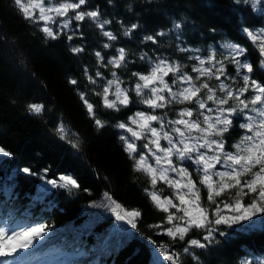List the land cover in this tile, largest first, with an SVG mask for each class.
<instances>
[{
  "label": "trees",
  "instance_id": "1",
  "mask_svg": "<svg viewBox=\"0 0 264 264\" xmlns=\"http://www.w3.org/2000/svg\"><path fill=\"white\" fill-rule=\"evenodd\" d=\"M89 5L98 6L104 19L114 21L111 30L119 35L117 47H125L134 58L141 52L153 54L155 46H145L142 37L164 31L168 34L160 38V52L181 59L184 54L174 48L176 33L169 31L179 21L183 24L181 46L205 51L224 42L240 44L248 49V59L257 69L255 78L264 81V69L258 67L259 54L240 31L241 26L264 27V13L253 12L248 6L238 7L232 0H112L111 4L108 0H89ZM115 21H123L125 26L139 23L141 28L125 37ZM41 27V23L37 26L25 20L13 0H0V147L13 154L11 158L0 156V223L8 220L13 228L34 223L47 225L48 234L39 242L42 248L38 257L48 264H154L162 253L154 250L152 242L181 252V264H194L190 256L182 253L183 241H173L149 227L165 221L167 214L145 192L146 188L151 189L148 177L133 171V162L119 138L124 130L116 125L128 123V117L144 110V106L135 102L134 93L133 103L120 112L101 106L98 118L108 123L97 130L76 87L69 83L70 78L77 79L80 91H85L88 82L84 69L94 72L97 64L93 52L101 50L105 38L91 22L81 25L83 38L77 36L71 41L64 34L51 39ZM78 46L85 51L73 53L71 49ZM129 69L118 71L127 84L132 82V72H147L148 65L134 59ZM228 70L234 73L231 67ZM102 71L108 79L112 78L111 68ZM89 100L100 103L94 95ZM29 103L44 104L46 111L32 114L27 110ZM57 117L76 137L72 142L78 140L79 150L54 135ZM225 138L228 145L235 143L240 130H230ZM24 167L38 174L47 169L46 178L20 172ZM61 175L77 179L80 189L40 185L42 180L58 179ZM157 188H163L162 196L172 194L162 182ZM105 193L123 211L141 213L138 230L116 221L105 206ZM245 202L250 201L245 198ZM200 204L210 211L206 189H201ZM220 228L229 233L227 240L218 237L219 244L192 249L201 264L264 260V215L258 214L251 225L243 228ZM201 238L193 231L185 239ZM91 255L96 261H84Z\"/></svg>",
  "mask_w": 264,
  "mask_h": 264
},
{
  "label": "snow or ice",
  "instance_id": "2",
  "mask_svg": "<svg viewBox=\"0 0 264 264\" xmlns=\"http://www.w3.org/2000/svg\"><path fill=\"white\" fill-rule=\"evenodd\" d=\"M13 2L25 20L37 26L43 22L40 30L51 39L62 34L70 41L77 36L83 38L81 25L84 22L94 24L105 38L101 50L93 52L97 64L94 72L90 74L88 68L84 69L88 82L85 91H80L77 79L70 78L69 83L76 87L97 130L108 123L98 118L101 106L120 112L133 103L132 93L135 102L144 106V110L128 117L129 123L119 122L116 127L124 130L119 138L133 162V171L148 177L151 189L146 188L145 192L156 207L167 214L165 221L150 225V228L158 229V234H165L173 241H183L182 253L190 256L194 264H201L199 255L192 249H207L219 244L218 237L227 240L229 233L222 230L221 225L243 228L246 224L251 225L258 214L264 215V81L255 78L257 69L248 59V49L231 42L209 46L205 51L181 46L184 44L181 39L183 24L177 21L169 31L176 33L174 48L184 54L181 59L169 58L160 52V38L168 34L164 31L142 37L145 46L148 43L155 46L153 54L141 52L134 58L125 47H117L119 35L111 30L114 21L104 19L99 7H91L89 0ZM108 2L111 4L112 0ZM232 2L238 7L248 6L253 12L264 13V0ZM115 22L123 29L125 37H131L141 28L139 23L125 26L123 21ZM240 31L258 52L259 69H264V27L241 26ZM71 51L79 54L85 48L78 46ZM134 59L146 63L148 71L132 72V82L127 84L118 71H130L129 65ZM230 67L234 73L229 72ZM108 68L112 69L111 79L102 71ZM97 88L100 90L96 91ZM90 95L99 98L100 103L90 102ZM178 105L183 107H176ZM27 110L40 115L46 111V105L29 103ZM237 128L239 140L228 145L225 134ZM54 135L79 150L78 140L72 142L76 137L59 117ZM12 155L0 147V156L11 158ZM19 171L45 179L48 170L38 174L24 167ZM194 176L198 180L193 179ZM46 182L55 188L79 190L81 187L70 175ZM158 182L167 185L173 195L162 196L163 188H157ZM201 189L207 191L210 211L200 205ZM104 195L107 197L105 206L115 215L116 221L126 222L138 230L141 213L123 211L108 193ZM245 198L250 202L246 203ZM48 230L43 223L10 228L5 220L0 226V258L5 259H0V264H14L6 258L18 257L23 250L34 248L46 239ZM193 231L202 238L186 240ZM152 243L154 250L162 253L161 259L154 264H161V261L163 264H181V252ZM240 264H264V260L244 259Z\"/></svg>",
  "mask_w": 264,
  "mask_h": 264
},
{
  "label": "rangeland",
  "instance_id": "3",
  "mask_svg": "<svg viewBox=\"0 0 264 264\" xmlns=\"http://www.w3.org/2000/svg\"><path fill=\"white\" fill-rule=\"evenodd\" d=\"M24 2L25 3H27L28 2V0H24ZM41 23V25L43 26V22H40ZM54 27V26H53ZM55 29V28H54ZM129 123V122H128ZM161 143L162 144H165L166 142H164V141H161ZM213 179L215 180V179H218V178H216V177H213ZM40 185H42V186H48V187H50L51 185L50 184H47V182L46 181H44V180H42L41 182H40ZM171 195H173V192H172V194ZM174 203H177L178 204V201H175L174 200ZM201 205V204H200ZM95 207H97V204H96V206ZM201 207H203V206H201ZM170 211H175V209H169ZM225 211H227V210H225ZM182 214V213H181ZM194 215H195V212L193 213ZM121 223H123V224H125V225H128L126 222H121ZM179 223H181V224H183V221H180ZM169 226H171V225H169ZM38 245V244H37ZM34 246V248H32V249H27V250H23L20 254H19V256L18 257H7L6 259H9V260H13L14 261V264H24L25 262H26V260H27V258H26V256H29V258L31 259V258H34V257H37V258H39L38 256L40 255V251H41V248H42V246ZM30 254V255H29ZM30 256H34V257H30ZM0 259H5V258H0ZM161 258H159L158 260H160ZM16 260V261H15ZM34 261L33 262H31L32 264H44V262H41L40 260L39 261H37V259H33ZM93 260H95L96 261V258H95V256L94 255H91V256H87V257H85V259H84V261H93ZM25 264H29V263H25Z\"/></svg>",
  "mask_w": 264,
  "mask_h": 264
}]
</instances>
